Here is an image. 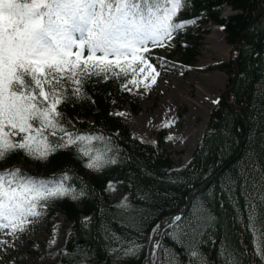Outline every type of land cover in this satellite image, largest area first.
I'll return each instance as SVG.
<instances>
[{
	"label": "trees",
	"instance_id": "trees-1",
	"mask_svg": "<svg viewBox=\"0 0 264 264\" xmlns=\"http://www.w3.org/2000/svg\"><path fill=\"white\" fill-rule=\"evenodd\" d=\"M184 7L186 10L178 14L179 20H195L199 25L212 23L218 27L225 34V42L233 46L235 60V65L230 60L216 68L228 76L226 88L212 109L201 143L185 166L174 168L171 159L161 150L168 138L165 129L156 134L157 147L154 148L132 138L130 129L110 115L111 98L121 104L128 100V95L122 94L120 89L136 75L130 69L128 76L105 73L109 76L107 82L102 77L93 78L85 86L87 96L59 109L65 123L72 121L76 130L90 139L79 141L73 149L58 150L43 161L33 158L39 157L43 150L39 140L33 145L31 156L19 150L7 154L13 163L0 172L19 168L31 177L45 180L55 181L65 174L72 177L66 187L75 191H69L67 198L47 202L49 211L62 213L72 224L66 246L54 264H118V261L119 264H145L148 246L159 222L181 210L191 191L230 162L244 138L237 159L204 191H194L181 222L175 221L162 231L151 264H208L203 253L212 260L217 259V251L209 241L222 242L225 238L228 244L221 243L220 264H232L235 257L229 249L233 247L249 249L244 254L245 264H260L256 259L262 244L257 234L259 223L251 227V235L245 228V199L249 197L247 194L241 196L237 184L230 204L221 186L230 187L231 178L249 165H255L257 158L259 165L264 166V0H185ZM224 7L238 13L222 17ZM256 16V21L247 28ZM175 22L178 21L174 19ZM207 33L200 28L196 33L179 30L174 38L186 41L184 53H181L183 63L191 65L194 62L201 34ZM84 54L86 56L87 52ZM114 71L119 73V69ZM25 79L30 80V77ZM136 108L133 105V109ZM226 124H230L228 130L224 129ZM14 139L19 141L20 137ZM18 157L34 164L35 170L19 165ZM113 157L122 162L109 164ZM92 161L103 170L96 173L84 166ZM261 171L257 166L254 176L258 177ZM109 182L111 188L106 191ZM121 187L126 191L131 208L125 204L118 210L121 202L110 201L111 191ZM81 190L87 193L85 197L80 196ZM212 192L214 198L209 195ZM237 202L239 207L234 209L232 205ZM205 203L218 219L204 237L207 247L200 253L199 232L188 225L196 223L200 230L208 225L209 217L202 207ZM89 217L91 221L84 223ZM253 237L255 252L251 251ZM132 246H135L133 253L123 251ZM192 251H197L198 256L192 257Z\"/></svg>",
	"mask_w": 264,
	"mask_h": 264
},
{
	"label": "snow or ice",
	"instance_id": "snow-or-ice-1",
	"mask_svg": "<svg viewBox=\"0 0 264 264\" xmlns=\"http://www.w3.org/2000/svg\"><path fill=\"white\" fill-rule=\"evenodd\" d=\"M184 4L185 0H0V162L6 154L12 155L18 150L31 156L38 140L43 150L39 157L33 158L43 161L58 150L73 149L79 141L90 139L76 130L72 121L65 123L59 109L87 96L85 86L93 78L102 77L107 82L109 76L105 73L128 76V69L137 73L134 65H140L138 74L142 78L137 80L133 75L123 84V89L131 91L128 85H133L137 90L142 86L147 91L154 86L161 73L150 62L152 57L144 53L150 52V46H170L179 30L195 23V20H179L178 14L186 10ZM174 19L178 22L174 23ZM160 66L167 67L163 60ZM114 69H119V73ZM171 126V121L165 124V128ZM17 136L19 141L14 139ZM121 162L113 157L109 164ZM84 166L96 173L103 170L96 161ZM257 166L262 169L258 177L253 174ZM70 179L67 174L55 181L34 178L19 168L0 172V231L10 229L7 233L10 236L22 233L29 218L42 215L38 207L47 208L48 201L62 199L69 191H75L66 187ZM237 184L241 196L249 197L245 199V228L250 235L251 227L259 223L257 234L262 244L256 259L264 264V166L259 165V158L255 165H249L231 178L230 187L221 186L230 204ZM110 188L111 182L106 191ZM86 195L81 190L80 196ZM209 195L214 198L215 193ZM125 204H129L127 197L117 206L118 210ZM232 206L238 208V202ZM202 207L208 214V225L203 230L196 223L188 225L199 232L200 253L207 247L204 237L218 219L206 203ZM173 219L181 222L182 218ZM89 221L91 217L84 223ZM168 238L175 242L173 237ZM209 243L214 245L217 259L212 260L207 253L203 255L208 264H220L221 243L227 245V239ZM250 243L253 244L251 251L255 252V237ZM134 247L123 251L131 254ZM229 250L235 257L232 264H245L244 254L249 249ZM198 254L191 252L192 257Z\"/></svg>",
	"mask_w": 264,
	"mask_h": 264
},
{
	"label": "rangeland",
	"instance_id": "rangeland-1",
	"mask_svg": "<svg viewBox=\"0 0 264 264\" xmlns=\"http://www.w3.org/2000/svg\"><path fill=\"white\" fill-rule=\"evenodd\" d=\"M232 14L233 11L229 8L221 11L223 17ZM257 18L258 16L253 18L247 28L251 27ZM198 28L199 24L189 23L183 30L196 33ZM200 30H206L209 34H201L203 39L198 42V55L191 65L183 63L181 57L186 41H177L174 38L170 46L156 47L155 50L150 51L151 53H144L146 57H152L150 62L154 63L161 73L157 83L147 91L142 86L137 90V87L128 85L131 91L122 87L121 90L128 95L129 101L121 104L111 99L109 103L111 115L120 119L122 117L128 122L125 124L130 128L131 133L141 137L140 140L146 144L156 146L157 131L165 128V124L171 121L172 126L165 129L172 139L167 140L161 150L171 159L174 168L187 164L193 150L201 142L206 122L215 104L213 101L207 103L206 97L217 101L226 86L227 76L215 69L221 63H228L231 59L232 47H228L224 35L211 23L200 25ZM243 34L240 36L242 37ZM161 60L167 67L160 66ZM124 66L127 68V64ZM134 67L139 69L140 65H134ZM136 78L137 80L142 78V74H138V71ZM142 93L143 96H141ZM133 105H137L135 110ZM117 112H123L125 115L117 116L115 115ZM229 125L226 124L224 129L228 130ZM12 163L6 154V158L0 162V170L7 169ZM17 163L35 170L34 164H28L23 157H18ZM220 170L221 168L215 173ZM214 178L209 182H207L208 179L201 183L197 187L200 189H196L204 191ZM68 196L69 193L64 198ZM126 196L124 188L113 189L110 201L116 204L124 200ZM37 210L42 215L29 218L22 233L17 232L16 236H10L7 234L10 229L0 231V241H5L4 244H0V264L57 262L61 251L65 248L72 224L60 212H51L48 208Z\"/></svg>",
	"mask_w": 264,
	"mask_h": 264
},
{
	"label": "water",
	"instance_id": "water-1",
	"mask_svg": "<svg viewBox=\"0 0 264 264\" xmlns=\"http://www.w3.org/2000/svg\"><path fill=\"white\" fill-rule=\"evenodd\" d=\"M236 74H237V73H236ZM243 142H244V140H242V142H241V144H240V147H239V149H238V153L232 158V160H231L230 162H228L224 167H222L221 170H223L224 168H226L229 164H231L233 161H235V160L237 159V157L239 156V153H240V151H241V149H242ZM221 170H220V171H221ZM220 171H218V172H220ZM218 172L215 173L214 175H212V176L209 178V180H208L207 182H209L210 180H212V178H214V177L218 174ZM197 189H200V187L197 188ZM197 189H196V190H197ZM192 198H193V196H192V192H191V193L188 195L187 200H186V202H185V204H184L182 210L177 211V212H175V213L169 215L168 217H165V218L159 223V225H158V229H157V232H156V234L154 235V237L152 238L151 243H150L149 248H148V251H147V258H146V262H147V264H150L151 256H152V253H153V250H154V246H156V244H157V242H158V239H159V236H160V233L162 232V230H163L164 228L168 227L170 224H172V223L174 222V219H173L174 217H176V216H179V217H180L181 215H183V213H184V212L187 210V208L189 207ZM177 254L180 255V254H181V251H177ZM181 260H182V258H180V261H181Z\"/></svg>",
	"mask_w": 264,
	"mask_h": 264
},
{
	"label": "bare ground",
	"instance_id": "bare-ground-1",
	"mask_svg": "<svg viewBox=\"0 0 264 264\" xmlns=\"http://www.w3.org/2000/svg\"><path fill=\"white\" fill-rule=\"evenodd\" d=\"M207 98V103H209L210 101H215V99L214 98H210V97H206ZM121 119L127 124L128 122H126L122 117H121ZM134 135V137H136V138H138V139H141V137H138V136H136L135 134H133Z\"/></svg>",
	"mask_w": 264,
	"mask_h": 264
}]
</instances>
